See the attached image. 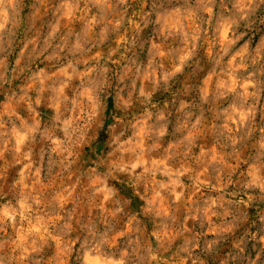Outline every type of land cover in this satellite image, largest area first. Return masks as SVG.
Here are the masks:
<instances>
[{
    "label": "rangeland",
    "instance_id": "rangeland-1",
    "mask_svg": "<svg viewBox=\"0 0 264 264\" xmlns=\"http://www.w3.org/2000/svg\"><path fill=\"white\" fill-rule=\"evenodd\" d=\"M0 264H264V0H0Z\"/></svg>",
    "mask_w": 264,
    "mask_h": 264
}]
</instances>
